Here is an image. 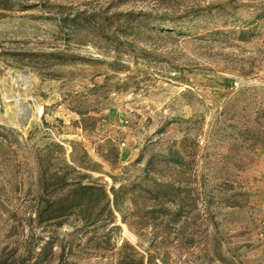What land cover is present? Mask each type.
<instances>
[{
	"label": "rangeland",
	"instance_id": "obj_1",
	"mask_svg": "<svg viewBox=\"0 0 264 264\" xmlns=\"http://www.w3.org/2000/svg\"><path fill=\"white\" fill-rule=\"evenodd\" d=\"M6 4L0 264H264V0Z\"/></svg>",
	"mask_w": 264,
	"mask_h": 264
},
{
	"label": "trees",
	"instance_id": "obj_2",
	"mask_svg": "<svg viewBox=\"0 0 264 264\" xmlns=\"http://www.w3.org/2000/svg\"><path fill=\"white\" fill-rule=\"evenodd\" d=\"M7 0H0V10L1 9H7ZM86 153V152H85ZM79 189L80 190H83V197H88L90 196L91 194L93 193H98L101 197H103V200H104V203L105 204H109L110 203V197H109V194L108 192L106 191L105 187H102V186H95V185H92V184H83L79 186ZM78 188L74 189V191H77ZM110 191L113 195V198L111 199L112 203L113 204H117V200H116V190L113 188V187H110Z\"/></svg>",
	"mask_w": 264,
	"mask_h": 264
}]
</instances>
